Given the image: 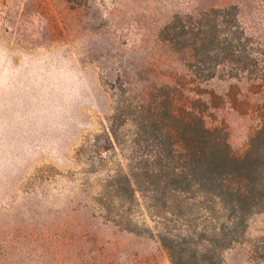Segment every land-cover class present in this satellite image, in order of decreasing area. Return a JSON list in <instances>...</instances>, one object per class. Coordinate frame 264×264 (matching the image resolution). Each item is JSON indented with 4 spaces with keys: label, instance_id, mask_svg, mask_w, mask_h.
Returning a JSON list of instances; mask_svg holds the SVG:
<instances>
[{
    "label": "rangeland",
    "instance_id": "374dc122",
    "mask_svg": "<svg viewBox=\"0 0 264 264\" xmlns=\"http://www.w3.org/2000/svg\"><path fill=\"white\" fill-rule=\"evenodd\" d=\"M167 94L244 157L264 128V0H0V264H172L206 247L264 264V205L243 218L194 176L184 191L141 176L116 200L121 168L156 161L146 118Z\"/></svg>",
    "mask_w": 264,
    "mask_h": 264
},
{
    "label": "trees",
    "instance_id": "16d2710c",
    "mask_svg": "<svg viewBox=\"0 0 264 264\" xmlns=\"http://www.w3.org/2000/svg\"><path fill=\"white\" fill-rule=\"evenodd\" d=\"M177 107L174 96L167 94L162 111L155 109L146 118L152 129V141L160 145L155 154L156 161L151 166L143 165L139 169L141 172L121 168L115 181L116 200L134 197L137 179L141 176L150 181L157 180L162 190L173 185L174 191H184L182 185L190 184L194 176L200 180L210 204H215L220 197L226 208L238 209L243 218L245 211L264 205V156L258 151L264 145V128L251 139L250 149L244 157L239 158L230 154L224 138L206 128L199 116L183 108L179 112ZM165 156L172 160L176 156L171 167L162 164ZM166 178L168 183L163 182ZM98 202L111 212V199L104 200L103 196ZM209 252L207 247L204 250L195 248L184 261L175 259L170 252V259L172 264H219L209 260L212 258Z\"/></svg>",
    "mask_w": 264,
    "mask_h": 264
}]
</instances>
